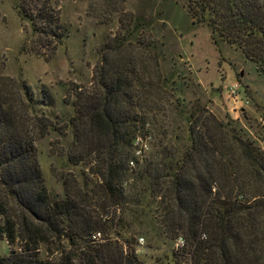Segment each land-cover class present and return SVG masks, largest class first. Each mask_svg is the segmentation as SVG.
Here are the masks:
<instances>
[{"label":"trees","instance_id":"16d2710c","mask_svg":"<svg viewBox=\"0 0 264 264\" xmlns=\"http://www.w3.org/2000/svg\"><path fill=\"white\" fill-rule=\"evenodd\" d=\"M61 1H15L37 55H54L68 35ZM187 8L215 43L240 49L264 73V0H187ZM118 67L113 80L102 75L97 94L76 96L66 156L84 169L62 179L63 198L48 193L37 158L39 140L62 134L42 110L49 92L43 88L39 99L24 80L0 75V238L10 247L0 264H143L135 252L140 234L151 236L149 248L152 240L181 236L191 264H264V191L247 193L236 178L237 152L254 178L264 170L259 149L226 139L216 125L215 137L203 114L191 112L185 148L139 167L135 141L145 136V116L132 110L133 72Z\"/></svg>","mask_w":264,"mask_h":264},{"label":"rangeland","instance_id":"374dc122","mask_svg":"<svg viewBox=\"0 0 264 264\" xmlns=\"http://www.w3.org/2000/svg\"><path fill=\"white\" fill-rule=\"evenodd\" d=\"M15 1L0 0V75L24 80L39 99L43 88L49 92L50 106L42 110L62 134L51 132L36 148L51 196L63 198L62 179L78 176L84 169L71 165L66 156L73 139L68 120L76 115L77 94H97L102 75L106 78L107 73L113 80L119 64L133 72L136 81L129 83L132 110L145 116L143 127L138 124L145 136L135 141L142 149L135 154L139 167L185 148L191 112L203 114L205 130L216 125L226 139L253 144L264 159V73L240 49L215 43L205 23L190 16L187 0H62L60 21L68 35L52 56L31 50L34 36L29 23L14 9ZM234 84H238L235 102L228 95ZM92 103L99 102L93 99ZM122 106L127 109L125 102ZM217 132L210 133L219 138ZM238 153L239 184L247 193L264 191V170L254 178ZM150 237L140 234L138 239L143 241L135 246L143 264L188 263V247L176 251L175 240L163 239L152 240L149 248ZM9 249L0 238V257L8 256Z\"/></svg>","mask_w":264,"mask_h":264},{"label":"built area","instance_id":"2783aa9c","mask_svg":"<svg viewBox=\"0 0 264 264\" xmlns=\"http://www.w3.org/2000/svg\"><path fill=\"white\" fill-rule=\"evenodd\" d=\"M228 95L233 99V101L235 102V99L237 98L238 96V84H234L233 86H231L230 88H228ZM138 143V142H137ZM137 154H140V151L138 150L136 152V155ZM101 237L100 233H95L92 235L91 239L92 240H99ZM202 239L205 238V235L203 234L201 236ZM139 243H141L143 241V238H139L138 239ZM186 248V242H185V239L182 238L181 236L180 237H177L174 241V249L176 251H182ZM187 264H191V256L190 254L188 255V263Z\"/></svg>","mask_w":264,"mask_h":264}]
</instances>
